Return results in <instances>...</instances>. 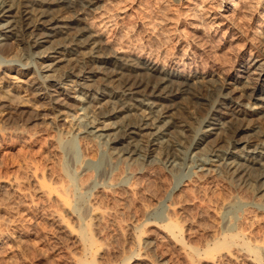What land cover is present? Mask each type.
<instances>
[{
	"label": "rangeland",
	"instance_id": "1",
	"mask_svg": "<svg viewBox=\"0 0 264 264\" xmlns=\"http://www.w3.org/2000/svg\"><path fill=\"white\" fill-rule=\"evenodd\" d=\"M86 1L89 8L83 22L100 35L109 49L192 76L194 94L201 92L215 99L219 94L217 86L234 81L251 82L256 77L264 79V0ZM68 38L63 43L69 44ZM6 42L10 48L0 50V63L26 61L32 67H0V79L9 81L25 103L8 106L0 102V180L19 177L23 181L21 192L0 187V227L6 225L25 235L22 248L9 240H0V264H80L93 260L91 253L81 251L72 238L56 233L55 224L46 214L51 204L35 193L29 179L34 166L54 186L67 182L74 185L71 186L72 203L81 227H84L82 218L87 214L89 202L94 200L106 210L107 214L96 221L100 228L97 227L100 231L97 239L106 246L102 257L96 258L100 264L139 263L134 257L125 258L132 248L136 256L147 252L154 264H264V206L257 202L264 198V189L260 190L254 178L242 181L220 169L213 170L212 174L201 171L194 160L197 157L192 159V152L198 149L192 151L188 143L203 125L208 113L206 106L184 94L176 98L170 109L180 123L179 131L183 130L179 142L184 141L180 146L184 158L176 159L174 166L165 168L154 156L144 163L139 162L140 158L137 163L118 162L106 154L109 143L105 140L84 142L75 135L77 117L72 118V114L80 115V108L85 105L77 98L81 96L80 86L70 82L65 91L67 95H60L59 103L37 94L34 86L42 77L35 72V65L55 62L36 56L44 47L33 48V55L27 58L22 41L11 37ZM75 57L68 54V61L63 60L54 68L59 73L63 68H71L76 63ZM89 64L101 65L105 72L114 69L98 60ZM46 69L43 74H53ZM137 70L142 76L149 74L140 68ZM100 75L86 74L90 79L81 80L85 81L83 86L92 88L89 93L94 96L93 103L103 97L100 92L109 93L114 88L109 81L99 79ZM71 78L77 79L74 75ZM137 103L134 116L147 107ZM244 109L245 118L263 130L264 119L248 107ZM219 110L226 111L224 107ZM190 111L194 121L185 117ZM83 120L80 119L82 125ZM243 132L222 133V137L233 144ZM84 181L86 185L81 186ZM233 196L244 202L233 208L234 211L227 210L223 217L222 203ZM32 198L38 208L32 204ZM145 206L149 210L145 211ZM173 206L177 209L172 214ZM167 215L174 218L181 230L179 243L167 238L158 227L168 222ZM227 219L231 220L228 225ZM192 247L199 253H192ZM221 250L231 251L234 257L207 262ZM76 255L73 261L71 257Z\"/></svg>",
	"mask_w": 264,
	"mask_h": 264
},
{
	"label": "bare ground",
	"instance_id": "2",
	"mask_svg": "<svg viewBox=\"0 0 264 264\" xmlns=\"http://www.w3.org/2000/svg\"><path fill=\"white\" fill-rule=\"evenodd\" d=\"M88 8L89 3L86 0H0V50H9L10 43L6 42V39L11 37L24 43L25 52L29 55L27 58L33 55V48L44 47L36 52V56L43 59L51 58L55 62L47 65H43L44 63L41 62L40 65H35V72L42 77V81L40 79L41 82L36 83L34 86L37 94L41 98L59 103L61 102L60 95H67L65 91L67 85L72 84L70 82L80 86L78 91L81 96L77 98L83 101L85 105L80 108L82 110L80 115L72 114V118L77 117L74 124L76 125L74 130L77 132L75 135L78 134L84 142L94 141L95 139L105 140L107 144L109 143V150L106 154L112 160L118 162L137 163L140 158L142 161L139 162L144 163L148 157L154 156L166 168V166H172L174 162L175 165L176 159L184 158V150L180 148L181 143L184 141L179 142L180 133L183 134V130L180 129L179 131L180 123H178L176 116H173L170 112V109L175 105L177 97L181 98L184 94L193 96L199 105L208 108V113L202 122L203 125L196 134L193 133L195 136L192 135L194 137L188 143L191 150L198 149L196 152H192V150L191 155L192 159L197 157L194 160L198 164L197 167H200L199 170L212 174L213 170L220 169L227 176L236 177L239 180L242 179V181L254 178L253 180L256 181L260 190H263L264 129H259V126L254 125L245 118L244 108L248 107L250 111L253 110L252 112L264 119V79L256 77L251 82L234 81L226 83L225 86H217L216 91L219 94L215 99H210L201 92H198L200 94H194L192 85L195 81L192 76L159 66L151 60L123 56L109 49L100 35L84 24V14ZM54 36H57L56 39L49 40L50 37L53 38ZM67 37L71 38H68L70 40L68 41L69 44L63 43ZM68 54L76 55L75 59L72 58L76 63L71 68L69 66V68H63L62 72L59 73L54 66L63 60L68 61V58H66ZM89 60L92 63H94V60L108 63L114 69L105 72L104 67L89 64ZM24 62L0 63V67L13 68L15 65H20L25 69L32 67L30 63ZM45 67L53 74H43ZM101 68H104V71ZM139 68L147 71L148 76H142L143 74L137 70ZM55 71L58 73L54 74ZM97 73L101 74L99 79L109 81L114 88L109 93L100 92L103 97L93 103L91 101L94 96L89 93L92 88L83 86L86 84L85 81L81 82V80L87 81V79H90L86 74ZM72 75L76 76L77 79H72ZM110 98L112 99L110 100ZM223 99L228 101L224 102ZM245 99L250 101L245 102ZM0 102L8 106L25 104L22 97L14 91L11 83L1 79ZM137 102H141L147 107L134 116V111L138 107ZM220 107H224L226 111L221 112ZM220 113L224 114L219 115ZM185 117L194 121V115L191 111L187 112ZM195 118L197 119V117ZM80 119L85 120L83 125ZM235 123L238 124L235 125ZM238 130H244L245 132L242 133L240 140H236L233 144L231 140L222 137V133H236ZM174 133L177 135L175 136ZM201 143H203V147L200 146ZM34 167L35 169L31 170L29 179L34 184L35 193L47 200L49 205L51 204L50 207L48 205L49 208L46 210L48 211L46 214H48V219H51L55 224L56 233L72 238L81 251L91 253L93 260L81 261L80 264H100L101 262H97L96 258L101 256L106 246H103L102 242L97 239L100 228L96 226V221L107 214L106 210L97 205L94 200L89 202L87 214L82 218L84 227H81L74 214L75 208L72 203L73 191L71 186L74 185L67 182L66 185L54 186L46 180L36 166ZM199 176H202V174H199ZM22 182L19 177H7L0 180V187L8 188L10 191L17 193L22 190ZM84 184L85 181L81 186H84ZM241 202H244V200L237 196L225 200L221 206L222 216L224 217L227 210H229V213L231 209H236L235 207ZM257 202L264 206V198L257 199ZM32 204L36 206L35 208H38L33 198ZM176 209V206L171 207L170 213H175ZM147 210L149 209L145 206V211ZM173 219L168 216V222L160 224L158 227L166 233L167 238L179 243L181 230ZM230 221L227 219L225 222L228 225L231 223ZM5 226L0 227V240L5 242L9 240L22 248L25 241L24 232L16 229L11 230ZM136 241L134 239L133 243ZM132 249H130L131 254L126 255L125 258L134 257L136 261H139V263L134 264H141L140 261L154 264L147 252H141L136 256ZM130 250L128 251L130 252ZM190 251L197 253L198 249L192 247ZM223 251L215 252L216 254L207 262H217L226 257H234L231 251ZM71 258L74 261L77 259V255ZM109 264H112V262ZM163 264L167 263L163 262Z\"/></svg>",
	"mask_w": 264,
	"mask_h": 264
}]
</instances>
